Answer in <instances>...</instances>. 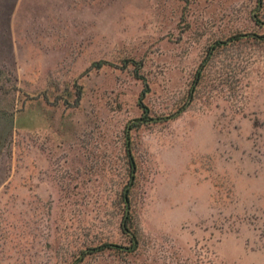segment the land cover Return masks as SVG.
Instances as JSON below:
<instances>
[{
	"label": "rangeland",
	"instance_id": "1",
	"mask_svg": "<svg viewBox=\"0 0 264 264\" xmlns=\"http://www.w3.org/2000/svg\"><path fill=\"white\" fill-rule=\"evenodd\" d=\"M2 85L0 264H264V0H0Z\"/></svg>",
	"mask_w": 264,
	"mask_h": 264
},
{
	"label": "trees",
	"instance_id": "2",
	"mask_svg": "<svg viewBox=\"0 0 264 264\" xmlns=\"http://www.w3.org/2000/svg\"><path fill=\"white\" fill-rule=\"evenodd\" d=\"M133 65H135L136 63H132ZM98 68L102 67L101 64H97L96 65ZM142 81H143V88L144 90L141 92V97H140V103H139V107L143 110L142 113H143V118L140 119L141 122L143 123H146L147 120L145 119V116L146 114L148 113L147 112V108L142 104V98L145 96L146 92L148 91V85L146 84V82L144 81V79L140 78ZM9 93V89H5V87L0 86V97H8V94ZM80 98V94L78 95V99ZM9 126L6 124L4 126H1L0 125V143L2 144L8 134H9ZM130 219H128V222H129ZM122 226H123V230H127L128 232V229H126V217H125V220H123V223H122ZM131 244L133 248L136 247V244H137V241L135 239V236H131ZM105 249H120L119 246H116V245H102L101 247L95 249V250H105ZM123 250V249H122ZM128 251H131L128 249Z\"/></svg>",
	"mask_w": 264,
	"mask_h": 264
}]
</instances>
